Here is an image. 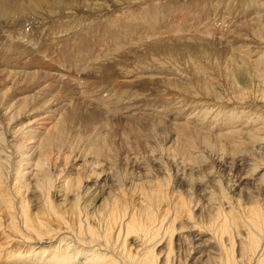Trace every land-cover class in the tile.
I'll list each match as a JSON object with an SVG mask.
<instances>
[{"label":"bare ground","instance_id":"6f19581e","mask_svg":"<svg viewBox=\"0 0 264 264\" xmlns=\"http://www.w3.org/2000/svg\"><path fill=\"white\" fill-rule=\"evenodd\" d=\"M261 1L254 3L253 0H249L248 7L255 5L260 8L249 18L245 13L240 15L238 10L241 9L210 8L206 3L208 8L204 9H211L207 15L210 14L212 21L213 18L217 20V22L209 20L210 23L206 26L205 21L198 16L194 18L186 14L180 15L179 18L183 19L182 24L170 18L168 22L166 18H161L171 15L172 12L176 13V10L179 11L183 7V0L181 2L114 0L110 4L107 0H0V35L6 34L9 38L8 33H11L15 24L19 23L18 19L32 18L31 20L35 21L28 24L29 27L26 29L31 33L43 34L44 37L49 33L46 39L69 42L70 45L76 42L71 52L73 58L82 60L80 64L78 63L81 69L78 70L79 66L72 64L73 61L71 63L70 59L60 56L62 67L75 69L76 73L81 72L85 76L93 73L85 78L87 80H80L82 78L76 77V73H72L68 80L53 75L49 82L45 80L43 83L37 82L44 91L49 86L56 88L52 98L43 99L42 103L35 105H32L28 98L26 103H13L15 105L12 104L10 108L6 105L4 109L0 108V264H185V261L177 262L174 252L176 247L177 249L179 247V241L185 242L188 239L190 241L188 244L195 246L194 250L200 252V255H193L190 258L189 264H264V152H260L261 148L258 147L260 145L264 148V54L258 59H253L255 48L248 49L246 45L249 33L253 32L249 26L255 24L258 28L257 35L261 40L260 47H264L261 45H264V0ZM190 3H193L192 0ZM219 3L218 1L216 6ZM174 4L176 10H173ZM74 5L81 8H108L107 10L117 8L119 11L113 13V10H109V14L113 15L111 20H108L110 17L108 14L105 21L92 18L89 23L85 22L83 26L85 29L80 30L82 27L73 24L71 26L66 19L71 20L74 13H78L76 11H80V15L87 10L81 8L76 10L73 8ZM122 8L137 9L129 13ZM105 11L100 12L105 13ZM196 22L197 25H194ZM51 23H54L52 27ZM93 23H97V26L94 27ZM160 24L169 31L158 29V26L161 28ZM218 24H220L219 28ZM25 28L19 27V33L22 34ZM59 29L68 30L65 34L68 40L63 41V37L56 34ZM100 31L104 34L94 41L95 47L89 46L80 51L81 40L87 39L91 42ZM137 31H142L144 35L136 36ZM163 32L171 35L173 40L174 38L183 40L189 35H196L201 39L198 42L202 43L198 45L199 47L198 43L190 47L186 44L182 45L185 42L181 40L182 44L172 48L158 46L161 43L148 45L150 40L158 43L163 37L159 35H163ZM16 33L12 30L13 35ZM78 33L81 35L79 38ZM229 36L232 37L228 39ZM24 38L17 36L14 38L10 35L9 40L0 39V64L5 63V59L13 61V55L21 58L22 54L28 53L22 47L27 43L30 44L32 40L26 38L24 41ZM222 39H226L224 40L226 55L222 57L223 64L221 63L226 75L224 88L219 91L215 88V83L199 80L197 73L216 74V66L220 62H212L209 64L210 67H207L206 60H210L208 50L216 47L214 50L217 51ZM191 41L193 42V39ZM216 41L219 45L213 44ZM193 46L198 50L193 51ZM226 46L230 47L231 51ZM110 48L116 49L113 53L117 52L116 56L112 57L113 60H110L115 64L108 66L103 60L102 63L99 62L101 64L97 63L98 55L108 54L112 51ZM143 49L145 52H139ZM242 49L244 52L249 50L250 55L238 58L233 51ZM135 52L139 54L136 57ZM163 53H167V56H163L167 58L181 57L182 65L191 66L187 67L190 73H179L182 67L179 69L176 65L174 66L176 70L171 66L175 73L170 71V75L157 76L159 80L158 78L155 80V77L154 80L146 77L147 74L143 76L145 80L154 81L158 87L152 97L150 96L152 100L146 103L145 94L136 85L141 71L137 67L147 60L151 64L156 61L165 65L166 61L159 59ZM217 55L214 60L220 59ZM198 56L202 57L201 62L195 60ZM122 62L129 64V68L119 66ZM202 65H206L205 68ZM101 68L124 72L129 79L126 83L128 88L123 87V82L122 84L116 82L120 78L117 77L118 74L116 77L110 76L112 70L104 72L100 70ZM131 68L135 69L133 73L129 71ZM66 74L62 72L63 78ZM38 75L40 72L35 70L8 72V78L11 79L20 77L31 80ZM101 78L104 79L100 84L92 85L95 80ZM183 78L190 81L181 80ZM57 82L59 84L66 82L72 85L73 89L76 87L77 89L74 93L70 89L71 93H69V88H57ZM163 85H165L163 88H159ZM38 94L40 93H36ZM1 97H6V93L0 92ZM35 99L41 102L39 95ZM51 100L56 103L53 104ZM133 101L138 104L134 106ZM50 102L53 106L46 110ZM26 109L27 112H30V109H35L37 112L42 109L45 111L37 115L39 117L35 121L31 120L29 124L14 128V132L11 131L12 128L8 129L6 121ZM73 109L76 111L75 114L71 111ZM138 110L144 111V115L151 119L150 122H154L155 127L156 123L159 127L158 124L164 126V122L169 121L168 126L173 124L172 130L185 133L174 141H166L168 146H165V142L164 145L160 144L161 140L158 141L155 147H152L153 155L150 160L148 159L150 162L144 155L140 162L146 166L147 160L162 170L166 164L163 162L172 159L176 168L192 170H189L190 174L187 172V175L189 190L197 189L196 194L193 193L194 196L191 194L194 190L190 192V196L195 197L194 200L193 197H186L188 194L185 195L184 192L170 187L171 180L166 181L160 178L159 174H151L150 167V169L145 168L147 176L144 173L146 176L144 181L140 179L136 181L133 177L134 180L128 182L127 173L123 176L119 175L117 169L119 166L116 167L115 163L120 160L129 162L131 157L127 147L133 150L131 147L134 144L127 137L125 138L128 141L125 139L126 142L123 143V134H121L122 149L124 150L125 145L127 147L124 152H120L116 144L117 136L112 137L111 134L112 123H108L120 115L128 120L127 118L134 117ZM81 111L89 112L87 121L83 120L85 118L81 116ZM93 112H98L100 115H95ZM45 121L54 122V125H43ZM83 121L88 123L86 125L88 130L84 136L80 133L82 136L79 137L80 130L77 133L75 129ZM106 124L108 127L103 128L102 125ZM154 126L151 127V133L144 137L157 141L162 126L159 127L160 129ZM11 138L12 140H9ZM248 143L251 147L247 146ZM203 150L211 152L216 160L219 159L222 166H227L226 162L236 167L243 165L244 171L239 176L237 173L239 179L237 181L233 179L236 181L233 182V186L239 187L250 177L249 180L252 181L250 193L247 195L246 190L241 188L238 197L235 196L238 192H232L235 188L229 192L230 188L226 187L227 191L221 192L216 191V187L214 189L206 187L207 189L199 191L197 185L203 183L202 180H212L213 178L209 179V175L214 176V170L209 169L210 166L202 169V166L198 167L199 162L196 163L198 166L194 164L199 158L197 156L195 159L194 153ZM201 153L199 156H203L204 153ZM71 157L76 164L73 174H71L73 169L70 171V167H67ZM230 158L232 161H228ZM115 167L118 173H115ZM196 172L199 175L194 178L193 173ZM187 175L183 174L181 179L185 180ZM215 178L216 181L223 183L221 177ZM109 179L111 187L107 198L105 197L104 202L101 201L103 202L101 206L94 205L92 207L95 208L89 209L91 206L89 195H94L97 189L103 188ZM177 182L180 183L178 179ZM131 191L136 196L128 200ZM240 194L246 197L243 198ZM197 209H201L200 212L197 213ZM67 235L71 236L72 240L66 237ZM192 237L197 238V241H191ZM45 242L53 243L49 247ZM161 244L164 245L161 247ZM202 248L206 249L202 251Z\"/></svg>","mask_w":264,"mask_h":264},{"label":"rangeland","instance_id":"374dc122","mask_svg":"<svg viewBox=\"0 0 264 264\" xmlns=\"http://www.w3.org/2000/svg\"><path fill=\"white\" fill-rule=\"evenodd\" d=\"M109 1V2H108ZM111 1H114V0H107V2H108V4H110L111 3ZM117 1H119V0H117ZM178 2L180 1H182V0H177ZM220 2L219 3V5H217L216 6V3L217 2ZM121 2V1H120ZM188 2V3H187ZM191 2V0L189 1V0H183V7L182 8H180V10L179 11H177L176 10V8H175V4L174 5H172L174 8H173V10H176V13H177V15H176V13L175 12H172L171 13V15H169V16H164V17H161V18H166V21L168 22V19L170 18V19H172L173 21H177V22H179L180 24H182L181 22L183 21V19H180L179 18V16L180 15H184L185 16V14H186V16H190V17H194V18H196L197 16L198 17H200V19L201 20H204L205 21V24H206V26H208L209 25V23L210 22H213V21H216L217 22V20L216 19H214L213 18V21H212V18H210V14H208L207 15V13L209 12V11H211V9H204V8H208V5H209V7L210 8H232V9H234V8H238V9H241V10H238L239 12H240V15L241 14H243V13H245L246 14V16H247V18H249L250 16H251V14H253L255 11H257V10H259L260 8L258 7V6H255V5H249V7L247 6L248 5V3H249V0H192V2L193 3H190ZM253 2L254 3H259V2H262L261 0H253ZM190 3V4H189ZM208 5H207V4ZM87 4H89L88 2H87ZM176 5H178V4H176ZM193 5V6H192ZM197 5V6H196ZM204 5V6H203ZM196 7V8H195ZM73 8H75L76 10H79L81 7H78L77 5H74L73 6ZM247 8V9H246ZM81 9H83V10H87L88 11V13L86 14V12L85 13H81L80 15H79V12L80 11H76V12H78V13H74V15L71 17V20L70 19H66V20H68L69 22H67V23H70L71 24V26H72V24L74 25V26H76V27H82L80 30H82V29H85V27H83L84 25H85V22H88L89 23V20H95V19H100V20H102V21H105L106 19H107V14L108 15H110V17H108V20H111V19H113V15L112 14H109V10H107L106 8H102V9H99V8H81ZM119 9H121V8H119ZM137 9V8H136ZM136 9L135 8H131V10H130V8H122V10L123 11H126V10H128L129 11V13H132V12H134V11H136ZM90 10H92V11H90ZM95 10H97V11H95ZM101 10H106L105 11V13L104 12H100ZM113 10V13H116V12H118L119 10L117 9V8H111V10L110 11H112ZM117 10V11H116ZM161 10H163V9H161ZM92 12V13H90V12ZM132 11V12H131ZM192 11V12H191ZM215 11H217V10H215ZM178 12H180L179 14H178ZM162 13H167V11L165 12V11H162ZM43 15H45L46 16V14L45 13H42ZM93 14V15H92ZM96 14V15H95ZM100 14H102V15H100ZM94 15H95V17H94ZM104 15V16H103ZM30 16V15H29ZM234 16V19H236V14H234L233 15ZM87 17V18H86ZM98 17V18H97ZM112 17V18H111ZM30 18H31V16H30ZM77 18V19H76ZM83 18V19H82ZM93 18V19H92ZM106 18V19H105ZM110 18V19H109ZM32 19V18H31ZM31 19H29L28 17H22L21 19H18V24H15L16 26H14V28L12 29V30H14L15 32H17L15 35H13L12 34V30H11V33L9 32L8 34H9V38H10V35L11 36H13L14 38H15V36H17L18 38H24L25 36V38L23 39L24 41L26 40V38H27V40H32V42L29 44V43H27L26 45H24L22 48L23 49H25V50H27L28 51V53H25V54H22L23 56H25V57H21V58H18V57H15V55H13V57H14V60L12 61V60H10V59H5V63H2V64H0V92H5L6 93V97H1L0 98V108H2V109H4V105H6L7 106V108H10L11 106H13V105H15V104H17V103H19V102H22V103H26L27 102V100H28V98H29V100H31V104L33 105H35V104H37V103H42L45 99H50V98H52V93L55 91V87L54 86H49V88H47V90L46 91H44L43 90V88L41 87V86H39V84L40 83H37L38 81H41V83H43V81L45 80V82H49L50 81V79L52 78L51 76H53V75H55V76H60L61 78H62V80H68V78H69V76L70 75H72V73L73 74H75L76 72L74 71V70H69L67 67H62L61 66V63H60V56L62 57V58H67V59H70L71 60V63H72V61H73V63L72 64H76V65H78L79 67H78V70L79 69H81V67H80V62L82 61L80 58H73L72 57V55H73V53L71 52L72 51V48H73V46H74V44H76V42L74 41V43H72L71 45H70V43L69 42H61V41H59V40H54V39H46L45 37H47V36H49V33H47L46 35H45V37L43 36V34H38V33H34V32H32L31 33V31H28V30H26V29H28V27H29V25L28 24H30L32 21H35V20H31ZM60 20V19H59ZM209 20H210V22H209ZM39 21V20H38ZM84 21V22H83ZM228 22H229V20H228ZM227 22V23H228ZM226 23V24H227ZM27 24V25H26ZM54 24V23H53ZM52 23H51V27H52V25H53ZM225 24V25H226ZM94 25H96L97 26V23H93V26ZM194 25H197V22L194 24ZM160 26H161V24H160ZM163 26V25H162ZM161 26V28L158 26V29H160L161 31H169L167 28H163ZM219 26H220V24H218V28H219ZM17 27V28H16ZM19 27L20 28H25V29H23L22 30V34H20L19 32ZM95 27V26H94ZM93 27V28H94ZM252 30H253V32H252V34L251 33H249L250 35H249V37H248V40H247V42H246V45H247V47H248V49L249 48H251V47H254L255 48V51H253V59H258V57H260L262 54H264V47H260V42H261V40H260V37L257 35V32H258V28H257V26L255 25V24H252L251 26H249ZM18 29V30H17ZM17 30V31H16ZM57 31V30H56ZM68 30H60L59 29V31L56 33V34H58V35H61L63 38V41H66V40H68V38L65 36V34H66V32H67ZM25 32V33H24ZM77 32H79L78 30H77ZM171 32V31H170ZM137 34H136V36H138V34H139V36H140V34H142V35H144L143 33H142V31H137L136 32ZM164 33H166V32H163V35L162 34H160L159 36L160 37H162V38H164V39H162L161 38V40H159L158 41V43H156V42H154V41H152V40H150V41H148V45H153V44H155V45H158L159 43H161V44H159L158 46H163V47H170V48H172V47H174V46H178L179 44H182V42L184 43V44H182V45H187L188 47H190V46H192V44H196V43H198L197 44V46L199 45H201V43H199L198 41L199 40H201V39H199L200 37H198V36H196V35H189V37L188 38H184L183 40H179V39H177V38H174V40H173V37H171V35H168V34H164ZM20 34V36H18ZM36 34V35H35ZM104 34V32L103 31H100L99 32V34L97 35V37L95 36V38H93V40L91 41V42H89V41H87V39H82L81 40V45H80V51H82V50H84V49H87L89 46L90 47H95V43H94V41L95 40H98L99 38H101V35H103ZM2 35V36H1ZM0 36L2 37H0V39H2V40H4V39H8L9 40V38H8V35H6V34H1ZM27 35H29L28 37H27ZM5 36H6V38H5ZM22 36H24V37H22ZM34 36V37H33ZM37 38H36V37ZM159 36H157V37H159ZM193 36V37H192ZM77 37L79 38V37H81V35L78 33L77 34ZM159 37V38H160ZM196 37V38H195ZM232 37V36H231ZM230 36L228 37V39H230L231 38ZM168 40H167V39ZM175 39L177 40V41H175ZM189 39V40H188ZM193 39V42L195 41V43H193L191 40ZM196 39V40H195ZM1 40V41H2ZM11 41H13L12 39H10ZM36 40H37V42H36ZM163 40V41H162ZM224 40H226V39H222V41H221V43L223 44L222 46H221V43H219L220 44V46L219 47H221V48H219V47H217V51L216 50H214L216 47H212V48H210L208 51H209V59L210 60H206L207 61V67H210L209 66V64L210 63H212V62H216V61H219L220 63H218V65L216 66V70H217V72H216V74H209V73H205V72H200V73H197V76H198V79L199 80H202V81H205V82H208V83H215L216 84V89L217 90H219V91H221L223 88H224V86H223V84H224V81H225V75H226V72H225V70L222 68V66H221V63L223 64V58H224V56L226 55V54H224L226 51H225V49H224V45L226 44L225 42L226 41H224ZM84 41V42H83ZM175 41V42H174ZM263 41V40H262ZM39 42V43H38ZM150 42V43H149ZM152 42V43H151ZM169 42V43H168ZM192 42V43H191ZM163 43H165L164 45H163ZM168 46H167V45ZM189 44V45H188ZM213 44H216V45H219L218 43H217V41H216V43H213ZM36 45V46H35ZM39 45V46H38ZM66 45V46H65ZM262 46H264L263 44H261ZM26 46V47H25ZM34 46V47H33ZM69 46V47H68ZM198 46V47H199ZM38 47V48H37ZM40 47V48H39ZM74 48H75V46H74ZM226 48H227V46H226ZM35 49H38V50H35ZM142 49V48H141ZM195 49H197L198 50V48L197 47H195V46H193V51H196ZM228 50H230V47H228L227 48ZM20 50H21V48H20ZM41 50V51H40ZM110 50H112V51H110L108 54H100V55H98L99 57L97 58V63H99V62H101L102 60L103 61H106V62H103L105 65H108V66H112V65H114L115 63L114 62H110V60L112 61L113 59H112V57H114V56H116V54H117V52L116 53H113L116 49L115 48H110ZM174 50V49H173ZM172 50V51H173ZM23 51V50H22ZM42 51H45V52H42ZM95 51H97V50H95ZM142 51H144V49L143 50H141V51H139V52H142ZM217 52V53H215V52ZM220 51V52H219ZM231 51V50H230ZM38 52H39V54H38ZM60 52V53H59ZM145 52V51H144ZM234 53H235V55L239 58V57H243V56H245V55H250V51L248 50L247 52H244L243 51V49L242 50H234L233 51ZM66 53V54H65ZM68 53V54H67ZM112 53V54H111ZM119 54L121 53V52H118ZM196 52H194V54H195ZM59 54V55H58ZM141 54V53H140ZM160 54V53H159ZM165 54V55H164ZM218 54V55H217ZM224 54V55H223ZM38 55V56H37ZM43 55V56H42ZM53 55V56H52ZM111 55V56H110ZM137 55H139L138 53H136L135 52V57L137 56ZM217 55V57L218 58H220V59H218V60H214V58H215V56ZM17 56V55H16ZM45 56V57H44ZM49 56V57H48ZM67 56V57H66ZM102 56H105V57H102ZM108 56V57H107ZM163 56H167V53H163V55L161 54V56H160V60L161 61H163V62H165V65H164V63H157L156 61H153L154 62V64H151V62L149 61V60H147V61H144L142 64H140L137 68L139 69V70H141L140 71V76L142 77V78H140L139 79V77H138V79L136 80V85L138 86L137 88L141 91L142 90V92L145 94V99H146V103L147 102H150L151 100H152V95H153V93H155L156 91H157V85H155V82L153 81H150V80H145L144 78H143V76H145L146 74V77H151V78H153V80H154V77H155V80H157V78L159 77V76H163V75H165V74H168V75H170L171 73H170V71L171 72H176V71H174V69L176 70V68L174 67V66H176V65H178L179 66V69H180V72L179 73H190V71H188L189 70V68H187V67H191V66H184V65H182L180 62L182 61V59H180L181 57H175V58H177V60H179V61H177L174 57H171V56H168V58L167 57H163ZM197 56V55H196ZM221 56V57H220ZM51 57V58H50ZM52 57H53V59H52ZM80 57H82V56H80ZM101 57H102V59H101ZM108 59H107V58ZM111 57V58H110ZM223 57V58H222ZM44 58H46V59H44ZM48 58V59H47ZM110 58V59H109ZM74 59V60H73ZM80 59V60H79ZM101 59V60H100ZM76 60V61H75ZM175 60V61H174ZM181 60V61H180ZM196 61L198 60V61H200L201 62V60H203L202 59V57H200V56H198V58H196L195 59ZM168 61V62H167ZM222 61V62H221ZM124 62V61H123ZM121 63L119 66H121V67H125V68H129V64H126V63ZM171 62L173 63V62H176V64L174 65V63L173 64H171ZM79 63V64H78ZM102 63V62H101ZM101 63H99V64H101ZM167 63V64H166ZM169 63H170V65H169ZM180 63V64H179ZM194 64H196L195 62H194ZM181 65V66H180ZM197 65V64H196ZM206 65H202V67L203 68H205V66ZM171 66H173L174 67V69H172L173 67H171ZM193 66H195V65H193ZM24 67V68H23ZM37 67H39V68H37ZM184 67H185V69H184ZM149 68V69H148ZM168 68V69H167ZM2 69H4V70H2ZM40 69V70H39ZM158 69H160V70H158ZM165 69V70H164ZM167 69V70H166ZM1 70H2V72H1ZM10 70H20V71H28V70H35V71H39L40 72V75H38V76H36L35 78H32L31 80L29 79V78H27L26 80H24L23 78H14V79H11V78H8V72L10 71ZM57 70H60V71H57ZM101 71H104V72H111V68H107V69H105V68H101L100 69ZM135 69L133 68H131V70H129L131 73H133V71H134ZM137 70V69H136ZM154 71V72H152V71ZM164 70V71H163ZM5 71V72H4ZM55 71V72H54ZM113 71V70H112ZM144 71H146L145 72V74H144ZM161 71H163V72H161ZM169 71V72H168ZM183 71V72H182ZM4 72V73H3ZM53 72H54V74H53ZM62 72L63 73H67L65 76H64V78H63V75H62ZM157 72V73H156ZM165 72V73H164ZM168 72V73H167ZM56 73V74H55ZM57 73H59V74H57ZM153 73H155V74H153ZM2 74V75H1ZM110 74V76H115L116 77V74H118L119 76H117V77H120L119 79H117V83L118 84H122V82H123V87L126 89V88H128V86H126V83L129 81V79L127 78L128 76H126L125 74H124V72H122V73H120V72H116V71H113V72H111V73H109ZM112 74V75H111ZM114 74V75H113ZM149 74H150V76H149ZM47 77H46V76ZM62 75V76H61ZM91 75H93V73H91V74H89L88 76H85L84 75V73H83V75L81 74V72L78 74V73H76V77H78L79 79L80 78H82V79H80V80H87V79H85V78H88L89 76H91ZM152 75V76H151ZM155 75V76H154ZM7 76V77H6ZM81 76V77H80ZM158 76V77H157ZM171 76H173V75H171ZM6 77V78H5ZM45 77V78H44ZM67 78V79H66ZM20 79V80H19ZM102 79H104V78H101V79H97V80H95V82H93V84L92 85H97V84H100V82H102ZM160 78H158V80H159ZM186 78H183V79H181V80H183V81H188V79H186ZM15 80V81H14ZM25 82H24V81ZM190 81V80H189ZM188 81V82H189ZM240 81H242V79H240ZM58 83V85H57V88H59V87H63L64 89H68L69 91H70V89L71 90H73L72 91V93H74V90H76L77 89V87L76 88H74L73 89V86L72 85H68L66 82H62V83H60L59 84V82H57ZM116 83V84H117ZM60 85V86H59ZM69 86V87H68ZM80 86V85H79ZM165 85H163V86H161V87H159V88H163ZM223 86V87H222ZM37 87V88H36ZM39 87V88H38ZM51 87V88H50ZM67 87V88H66ZM123 87H121V88H123ZM52 89V90H51ZM145 90V91H144ZM44 91V92H43ZM48 91V92H47ZM52 91V92H51ZM36 93H40V94H38L39 95V98H40V100H41V102H39L37 99H35V98H37V96L38 95H36ZM67 93V92H66ZM69 93H71V91L69 92ZM61 95H64V94H61ZM41 96V97H40ZM151 96V97H150ZM77 97V96H76ZM78 98V97H77ZM20 99V100H19ZM25 99V100H24ZM44 99V100H43ZM148 100V101H147ZM34 101H36V103L34 102ZM52 101V103L54 104V103H56V102H54L53 100H51ZM34 102V103H33ZM250 102V101H249ZM13 103H15V104H13ZM21 103V104H22ZM51 102H50V106L49 105H47V108H45L46 110H48V108L49 107H52L53 106V104H52ZM74 103H76V101L74 102ZM251 103H254V102H251ZM10 104V106H8ZM13 104V105H12ZM133 104H134V106H136L137 104H136V102H134L133 101ZM45 109H42V110H40V111H36L35 109L34 110H32V109H30L31 111V113L30 112H27V109L26 110H23L22 111V113H20L19 115H16L15 117H13L12 119H8L7 121H6V127H7V125H8V129H10L11 130V128H12V130L11 131H13V129L14 128H18V127H20V126H22V124L23 125H26V123L27 124H29L30 122H31V120H32V122L33 121H35L39 116H37V115H40V113L41 112H43V111H45ZM50 109V108H49ZM36 111V112H35ZM72 112H73V114H75L76 113V111H74V109L73 110H71ZM102 111V110H101ZM236 111V110H235ZM240 111H242V110H240ZM35 112V113H34ZM102 112H104V111H102ZM138 113V114H137ZM144 111L143 112H141V110H138L137 112H136V115L134 116V117H131V118H127L128 120H126V117L125 116H123V115H120V116H116L113 120H111L110 121V123H108V124H111V128H112V130L111 129H109V130H111L112 132H111V134H113L112 135V137L114 136H117V141H116V144H117V146H118V150L120 151V152H124V150H126L125 148L127 147V145H125L124 146V150L122 149L123 147H122V142L120 143V140L122 139V137H121V134H123L122 136H123V139H124V141H123V143H125L126 141H130L132 144H134L133 145V147H131V148H133V150L132 149H130L129 147H127V150L128 151H130V157H131V159L129 160V162H124L125 160H120V161H123V162H120V161H118V162H116L115 163V166L116 167H118L117 169L119 170H117L116 169V167H115V169L114 170H116V172L115 173H118L119 172V175L120 176H123L124 175V173H127L128 175H127V179H128V182H131L132 180H141V181H144L145 179H146V174H147V168H151V174H153V175H157V174H159L158 176L160 177V178H162V179H166V181H170L171 180V185H170V187H172V188H174L175 190H178V191H181V192H184L185 193V195L186 194H188V195H186V197H193L194 195H193V193L194 194H196L195 193V190H197V189H192V190H194L193 192H192V190H189L190 189V183H189V181H188V179H189V177H188V173L187 172H189V174H190V171H192V170H190V169H178V168H176V166L174 165V163L171 161L172 159H169V160H167V161H164L163 163H166V164H164V169H162L161 170V168H158L159 166H157V165H155V164H152V163H149L150 161V157H151V155H153V150H152V147H155V145L157 144V142L158 141H160L161 140V142H160V144L162 143V144H164L165 145V143H166V145L165 146H168L169 144H167V142L166 141H168V140H171V141H174L176 138H180L182 135L184 136L185 135V133L183 132V131H175V130H172L171 128V126H173V124H171V126H168V122L169 121H165L164 122V126L163 125H160V124H158V126L159 127H161L162 126V128L160 129L159 127H157V123H156V127L158 128V129H160L159 131H160V133L161 134H158V136H157V141L155 140V139H151V138H146L148 135H149V133H151V131L150 130H152V126H154L155 124H154V122H150V120L151 119H149L147 116H145L144 115ZM89 114V112H87V111H81V116L83 117V118H85V119H83L84 121H87L88 119H89V116H87ZM93 114H95V115H100V113H98V112H93ZM143 114V115H142ZM86 115V116H85ZM119 115V114H118ZM78 116V115H77ZM133 118V119H132ZM124 119V120H123ZM9 121V122H8ZM30 121V122H29ZM83 121V123H80L79 124V126L75 129V131H77V133H78V131H79V134H78V136L79 137H81L82 135L81 134H83V136L85 135V133L87 132L86 130H88V126H86V125H88V123L87 122H84ZM121 121V122H120ZM8 122V123H7ZM114 122V123H113ZM47 123V124H46ZM52 123V124H51ZM85 123V124H84ZM87 123V124H86ZM103 123H105L104 122V120H103ZM153 123V124H152ZM82 124H84V125H82ZM149 124V125H148ZM19 125V126H18ZM43 125H47V126H53L54 125V122H50L49 123V121H45L44 122V124ZM76 125V124H75ZM87 127V128H86ZM102 127L103 128H107L108 127V125L106 124V125H102ZM155 127V126H154ZM155 127V128H156ZM156 128V129H157ZM83 129V130H82ZM85 129V130H84ZM146 129V130H145ZM148 129V130H147ZM163 130V131H162ZM122 131V132H121ZM127 131V132H126ZM158 131V132H159ZM14 132V131H13ZM84 132V133H83ZM81 133V134H80ZM13 135V134H12ZM81 135V136H80ZM127 135V136H126ZM142 135V136H141ZM129 136V137H128ZM140 138H139V137ZM144 136H146V137H144ZM204 136V135H203ZM125 137H127L128 138V140H127V138H125ZM150 137V136H149ZM263 137H264V134H263ZM12 138H13V136H12ZM12 138L11 139H9V140H12ZM15 138H13V140H14ZM125 139H126V141H125ZM9 140H8V142H9ZM134 141V142H133ZM195 141V140H194ZM264 141V140H263ZM153 142H155V143H153ZM165 142V143H164ZM196 142V141H195ZM120 143V144H119ZM149 144V145H148ZM145 146V147H144ZM181 146H183V145H181ZM201 146V145H200ZM247 146H249V147H251V144L250 143H248L247 144ZM136 147V148H135ZM141 147V148H140ZM148 147V148H147ZM258 147H260L261 149H259V151L260 152H264V148L262 147V146H260V145H258ZM253 148V147H252ZM254 148H256L257 149V147H255L254 146ZM134 149H136V150H134ZM9 150V149H8ZM142 150V151H141ZM140 151V152H139ZM201 152H203V153H201ZM200 153L201 154H203V156L201 155V156H199L200 155V153L197 151V153H194V155H195V159H196V157L198 156L199 158L197 159L198 161H194V164H195V166H198V167H200V166H202L203 168L202 169H207L208 168V166H210L209 167V169L211 168V170H214L213 171V174H214V176L211 174V176L209 175L208 177H209V179H212V180H210V181H207V180H202V182L203 183H200V185L198 184L197 185V188H198V190L199 191H201V190H205L204 188H211V189H214L215 187V190L216 191H219V192H221L222 190L223 191H227V189L226 188H230V190H228L229 192L231 191V189H233V188H235V186H233L234 185V183L233 182H236L239 178H238V176H239V174L241 175V173H242V171H244V168H243V165H240V166H238V167H236V165H234L233 166V164H231V163H228V162H226V164H228L227 166L226 165H220V162H219V159H217L216 160V157L214 158V155L211 153V152H209L208 150H207V152H205L204 150L203 151H201ZM139 153V154H138ZM206 154V155H205ZM135 155V156H134ZM141 155V156H140ZM146 157V159L149 161H147L146 160V166H145V164H141V162H140V159H142L141 157H144V156ZM150 155V156H149ZM132 156H133V158H132ZM139 156V157H138ZM136 157V158H135ZM213 157V158H212ZM211 158V159H210ZM134 160H137V161H134ZM204 161V162H203ZM228 161H232L231 160V158L230 159H228ZM135 164H134V163ZM137 162V163H136ZM198 162H199V164H198ZM219 162V163H218ZM72 163V164H71ZM81 163V162H80ZM80 163L78 164V165H80ZM121 163V164H120ZM198 165H197V164ZM119 164V165H118ZM134 164V165H133ZM168 164V165H167ZM217 164V165H216ZM231 166H230V165ZM240 164V163H239ZM76 164H74V161L72 160V157L69 159V161H68V163H67V167L69 166L70 167V171H71V169H73L74 168V166H75ZM126 165V166H125ZM142 165V166H141ZM167 165V166H166ZM219 165V166H218ZM170 166V167H169ZM230 166V167H229ZM140 167V168H139ZM156 167V168H155ZM206 167V168H205ZM213 167V168H212ZM218 167V168H217ZM237 169H236V168ZM146 168V169H145ZM149 168V169H150ZM153 168V169H152ZM174 168V169H173ZM201 168V167H200ZM223 168V169H222ZM235 168V169H234ZM220 169V170H219ZM159 170H161V171H159ZM184 170V171H183ZM188 170V171H187ZM190 170V171H189ZM236 170V171H235ZM118 171V172H117ZM123 172V173H121V172ZM194 171H196V169H194ZM238 171V172H237ZM76 172V171H75ZM133 172V173H132ZM180 172V173H179ZM201 172V171H200ZM233 172H235V173H233ZM71 173V172H70ZM74 173V169L72 170V173L71 174H73ZM144 173H145V175H144ZM215 173H217V174H215ZM237 173H238V176H237ZM61 174L63 175V173L61 172ZM183 174H186L187 176L185 177V180H182L181 178H182V176H183ZM194 174V178H195V176L197 175H199V173L197 174V172H196V174L195 173H193ZM180 175V176H179ZM215 175H217V176H215ZM234 175V176H233ZM236 175V176H235ZM129 176V177H128ZM141 176H143L142 178H139V177H141ZM196 176V177H197ZM131 177V178H130ZM133 177H134V179H133ZM138 179H137V178ZM207 177V178H208ZM215 177H217L218 179H220V177L222 178V182L223 183H220L219 181H216L217 179L215 178ZM224 177V178H223ZM236 178V179H235ZM124 179V178H123ZM123 179L121 180V181H123ZM130 179V180H129ZM177 179L180 181V183H178L177 182ZM215 179V180H214ZM236 180V181H234V180ZM251 180V178L250 177H248V179L245 181V182H242V185H240L239 187H236L235 188V190H232V192L234 193V192H238V193H236L235 194V196H238L239 197V190L241 189V188H243V190H246V194L248 195L249 193H250V188L252 187V181H250ZM115 182H117V181H115ZM204 182H206L205 183V185H204ZM215 182V183H214ZM227 182H229V183H227ZM249 182V183H248ZM182 183V184H181ZM209 183V184H208ZM245 184V185H244ZM186 185H188V186H186ZM219 185V186H218ZM227 185V186H226ZM184 186H186V187H184ZM203 186V187H202ZM211 186V187H210ZM214 186V187H213ZM111 187V180L109 179L108 181H107V183L104 185V187L103 188H99V189H97V193L95 192V194L94 195H96V196H94V195H89V198H91V200H89V202L91 203V206H89V209H93V208H95V207H92V206H101L100 204H103V202H104V199H106L107 198V196H108V192H109V188ZM189 187V188H188ZM201 187V188H200ZM222 187V188H221ZM224 187V188H223ZM226 187V188H225ZM206 188V189H207ZM181 189V190H180ZM219 189V190H218ZM189 190V191H188ZM100 191V192H99ZM249 191V192H248ZM190 192H192L191 194L193 195V196H190L191 194H190ZM132 193V194H131ZM226 193V192H225ZM30 194V193H29ZM131 194V195H130ZM243 198L244 197H246L245 195H242V194H240ZM132 196L134 197V196H136L135 194H134V192H130L129 193V195H128V197H127V199L128 200H130V199H132ZM196 196V195H195ZM106 197V198H105ZM195 199V197H193V200ZM101 201H103L102 203H101ZM96 202H97V204H96ZM54 203L56 204L57 203V199L54 201ZM194 204V203H193ZM201 210V209H200ZM200 210L199 209H197L196 210V212L198 213V212H200ZM56 226V225H55ZM195 234V233H194ZM63 236H65V235H63ZM62 236V237H63ZM61 236H59V238H60ZM66 237H69L71 240H72V237L71 236H66ZM68 238V239H69ZM56 239H58V236L56 237ZM69 239V240H70ZM195 238L194 237H192L191 238V241L193 240V242L195 241H197V238L194 240ZM74 240V239H73ZM55 241H57V240H55ZM54 242V241H53ZM53 242H45V244H46V246H49L50 247V245H51V243H53ZM68 242H70V241H68ZM184 241H179L178 242V245H179V247H178V249H177V247H176V250H175V252H174V257H176V260H177V262L178 263H180L179 261H181V262H183V261H185L184 263L185 264H189L190 263V258L194 255H196V256H198V255H200V252H198V250H194V249H196L195 248V246H193L192 247V245H189L190 244V241H189V239H188V241H185L184 243H183ZM185 243H187L186 245H185ZM189 243V244H188ZM164 244H161V247L163 246ZM178 245H176V246H178ZM52 246V245H51ZM188 247V248H187ZM182 248H183V250H182ZM190 249V250H189ZM206 248H202V251L203 250H205ZM179 251H181V252H179ZM183 251V252H182ZM185 251V252H184ZM186 251H187V253H186ZM193 251V252H192ZM196 251V252H195ZM175 253H176V255H175ZM178 253H181V254H179L178 255ZM183 253V254H182ZM186 253V254H185ZM190 253V254H189ZM181 257V259H179V257ZM181 255V256H180ZM183 255V256H182ZM186 257H185V256ZM189 256V257H188ZM182 258H183V260H182ZM188 258V259H187ZM179 259V260H178ZM189 261V262H188Z\"/></svg>","mask_w":264,"mask_h":264}]
</instances>
